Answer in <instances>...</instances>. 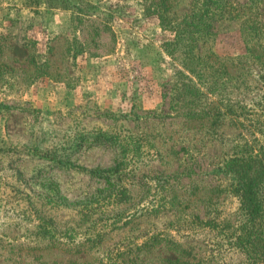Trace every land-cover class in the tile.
Instances as JSON below:
<instances>
[{
	"label": "rangeland",
	"instance_id": "1",
	"mask_svg": "<svg viewBox=\"0 0 264 264\" xmlns=\"http://www.w3.org/2000/svg\"><path fill=\"white\" fill-rule=\"evenodd\" d=\"M226 1L210 48L252 50L249 89L197 98L170 85L173 33L143 0L86 15L0 0V264H264V184L250 222L222 169L257 148L249 116L171 112L172 95L182 112L264 107V0Z\"/></svg>",
	"mask_w": 264,
	"mask_h": 264
},
{
	"label": "trees",
	"instance_id": "2",
	"mask_svg": "<svg viewBox=\"0 0 264 264\" xmlns=\"http://www.w3.org/2000/svg\"><path fill=\"white\" fill-rule=\"evenodd\" d=\"M182 0H143L146 12L155 13L162 29L173 33V39L167 45L166 54L176 64L177 68L172 71L170 85L174 90H193L197 98L206 94H213L217 90H248L247 74L242 68L245 60L252 56V50L247 48L246 56L243 58H220L210 48L211 37L213 36L212 25L218 19L229 18L225 16L226 0H190L192 5L188 12H175L174 9ZM26 5L42 6L46 10L62 9L74 11L86 15L95 9L89 0H24ZM211 6V9L209 7ZM246 6L242 10H247ZM173 9V10H172ZM241 11L238 9V12ZM232 14L231 18L239 19L246 15L245 12ZM243 20H240L241 22ZM263 44V45H262ZM262 45V46H261ZM256 48L259 54L255 53L259 60L264 59V43ZM243 73V74H242ZM243 75V77L241 75ZM199 90H204L201 93ZM173 107L171 112L176 117L191 116L196 120L202 118H222L233 116L236 121H243L249 116V131L260 136V141L255 144L257 148H244L226 158L222 164L224 172L230 174L237 182L240 191L242 210L248 221L257 219L261 208V187L264 184V107L260 112H255L246 107H235L221 109L211 102H205L191 110L182 112L176 104L178 96H171ZM253 121V122H252ZM252 122V123H251ZM206 225V224H205ZM214 228V224H209ZM264 241V240H263Z\"/></svg>",
	"mask_w": 264,
	"mask_h": 264
}]
</instances>
